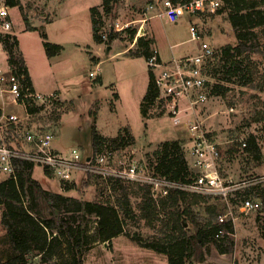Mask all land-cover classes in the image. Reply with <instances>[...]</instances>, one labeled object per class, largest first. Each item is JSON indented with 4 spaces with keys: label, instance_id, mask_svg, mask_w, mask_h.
Returning <instances> with one entry per match:
<instances>
[{
    "label": "rangeland",
    "instance_id": "obj_1",
    "mask_svg": "<svg viewBox=\"0 0 264 264\" xmlns=\"http://www.w3.org/2000/svg\"><path fill=\"white\" fill-rule=\"evenodd\" d=\"M11 1L15 20L13 35L18 31L21 52L27 57L31 69L39 72L45 81L50 77L57 81L63 95H59L63 98L58 109L34 107V112L37 111L38 114L30 123L32 128L49 127L59 152L68 154L72 148H78L84 155L93 154L95 151L109 152L115 166L134 160L141 163L147 173H157L155 169L162 144L172 141L174 137L182 136L183 139L178 140L185 156L190 152L192 144L188 131L183 126H175L160 110L154 108L150 111L151 118L158 120L153 123L152 138H148L141 114L132 103L120 105L119 109L112 113L114 104L105 100L113 88L127 100L134 82L136 88L144 82L149 67L146 59L130 56L129 49L135 51L137 48L140 34L138 30L144 24L142 20L149 5L153 4L161 11L164 8L163 0H123L111 13H102L100 32L107 36L111 31L120 33L110 45H98L93 42L90 8L96 6L102 12V0ZM185 1L187 0H178L177 3ZM216 1L219 6L214 14L205 12L201 15L206 26L203 25L204 36L206 33L207 36H213L204 37V40L217 50L219 56L221 50L227 46H237L238 41L234 30L231 31L228 25V9H224L221 0ZM257 1L264 7V0ZM152 22L155 24V35L159 43L168 46L167 34L174 33L176 41L172 39V43L184 41L177 46L175 52L178 51L179 56L195 54L197 43L191 40L190 25L185 19L177 28H172V25L165 23L160 17ZM33 28L37 31H30ZM132 30L135 31L133 35ZM141 31L146 38H151L147 27H143ZM42 32L47 33L49 41L63 46V50L56 57H47L40 36ZM255 33L253 52L237 57L247 66L249 76L229 77L227 73L217 72L214 68L222 63V59L216 61L215 67L209 71L212 85L209 101L197 106L195 115L186 117L187 120L196 118L202 122L208 136L219 144L222 158L216 163L218 174L224 180L225 186L235 189L227 200L222 195H205L209 198L208 202L192 205L193 216L183 222L191 235L199 228L208 227L209 223L220 224L221 217L228 214L224 220L232 221L234 233L225 234L219 242L223 247L232 248V252L221 255L216 249V241L209 237L210 242L207 245L195 242L193 249H188L189 264H264V238L261 235L264 175L254 173L264 172V26L256 28ZM152 47L155 48L154 45ZM118 49L128 50L116 55ZM4 60H8V56L0 53V62L4 63ZM99 60L101 63L98 65ZM92 71L96 72L95 77L90 76ZM64 96L74 100L75 110L74 103L63 100ZM96 101L99 104L95 105ZM93 106L98 110L96 127L100 134H114L117 126L120 131L129 123L138 140L133 135V140L127 141L126 145L114 147L110 143H103L94 149V119L90 116ZM254 141L258 152L254 151ZM256 153L261 154L260 161L256 160ZM188 164L190 167L189 162ZM240 170H243L244 175L255 171L253 174L239 177ZM191 172L194 174V169ZM33 178L51 196L63 197L65 201L56 197L57 200L52 206L37 192L35 197L29 195L25 199V206H35L44 220L52 219L56 225H60L62 219L69 222L78 238H82L81 232H84L83 264H169L162 256L154 255L131 240L134 235H139L145 240L163 236L160 220L150 226L139 217L141 192L135 184L122 183L127 188L124 190L119 182L105 181L82 173L76 174L72 181L63 183L37 166L34 167ZM3 179H6V174L0 171V181ZM68 186L70 189H67ZM244 198L262 201V208L255 212L243 213L239 207ZM84 201L116 206L125 233L115 238L111 245L100 240L97 236L98 216L77 210L79 204ZM127 202L132 210L130 214L126 211ZM75 253L79 260L80 251L65 244L53 256L44 259L40 255L29 254L24 260H19L18 264H73ZM18 255L19 253L13 250L2 224L0 264Z\"/></svg>",
    "mask_w": 264,
    "mask_h": 264
},
{
    "label": "trees",
    "instance_id": "obj_2",
    "mask_svg": "<svg viewBox=\"0 0 264 264\" xmlns=\"http://www.w3.org/2000/svg\"><path fill=\"white\" fill-rule=\"evenodd\" d=\"M121 1L123 0H102V12L99 7L90 8L94 43L110 45L119 36L120 33L116 31H111L108 36L100 32V20L102 13H111ZM171 1L177 3L178 0ZM221 1L224 9H228V20L234 30L238 44L235 47L227 46L221 50L222 63L214 68L215 64L212 69L214 68L217 72L222 71L223 74L227 73L229 77H248L249 70L247 66L237 57L253 52V41L256 39L255 29L264 26V7H261L260 2L257 0ZM9 2L13 3L11 0ZM30 31H37V29L33 28ZM133 34H135L134 30L131 32V35ZM40 36L48 58L59 55L63 50L62 45L49 41L46 32L40 33ZM154 43L155 39L153 37L146 38V36H141L137 40L136 50L129 49V55L132 57H144L148 62L155 54V48L152 47ZM5 49L10 67L17 75H24L25 81L32 85L28 67L16 35L7 37ZM157 60L161 61L158 54ZM157 96L158 89L154 74L149 67L148 89L141 102V113L144 118L152 117L150 111L154 108L159 110L155 103ZM97 103L99 104L98 101L94 104L96 105ZM34 110L35 108H30V111ZM160 113L164 114L162 111ZM97 115L98 110L94 109L93 106L90 110V116L94 119V124L92 125L94 149H97L103 143H110L111 146L119 147L126 145L129 140H133V134L129 126L120 129L116 137L109 138L100 134L96 127ZM253 145L255 146L254 151L258 152L255 141ZM94 153H100V151H95ZM255 157L256 160H261V154L256 153ZM20 167L16 180L8 178L0 181V206L4 208L2 224L5 227L13 250L19 253L17 257L11 258L3 264H18L19 260H24L29 254L40 255L45 259L53 256L65 244L80 251L79 256L81 258L79 257V260H77L75 253L73 264H83L84 232H81L82 238H78L75 229L69 222L62 219L60 225H56V222L52 219L44 220L35 206L30 208L25 206V199L29 195L35 197L37 192L52 206L57 200L56 197L60 198V196H51L33 178L35 167L33 164L21 163ZM155 170L162 176L183 183L190 182L195 176L190 170L179 140L166 141L162 144ZM115 182H119L124 190L127 188L122 183L135 184L141 192L139 217L144 219L150 226L158 220L162 223V237L156 236L145 240L139 235L131 236V239L141 247L166 254L170 264H189L188 249L192 250L195 242L203 246L207 245L210 242L209 237L216 241L215 245L219 253L227 254L232 252V248L223 247L221 242L215 238L216 233L220 230L225 231L226 234L227 232L234 233L232 221H227L224 224L209 223L208 227L199 228L195 234L191 235L188 234L183 224L184 221L193 216L191 206L202 202L207 203L209 200L208 196L172 190L167 196L156 198L148 185L123 181ZM67 189H70V187L68 186ZM261 197L264 199V195H261ZM60 199L65 201L63 197ZM125 207L127 214H130L132 210L128 202ZM77 210L98 216L97 236L100 240L108 242L110 245L113 238L125 233L119 210L114 205L84 201L79 204ZM261 235L264 238V216L261 224Z\"/></svg>",
    "mask_w": 264,
    "mask_h": 264
},
{
    "label": "built area",
    "instance_id": "obj_3",
    "mask_svg": "<svg viewBox=\"0 0 264 264\" xmlns=\"http://www.w3.org/2000/svg\"><path fill=\"white\" fill-rule=\"evenodd\" d=\"M162 12L169 20H176L185 15L215 13L219 2L216 0H187L174 3L163 0ZM13 5L9 0H0V53L7 55L5 40L13 35L15 25ZM145 20L143 19L142 22ZM118 29V28H117ZM143 25L139 28L141 32ZM190 36L199 42V51L195 55L185 56L162 63L157 60V51L148 61L154 74L158 89L156 106L164 112L177 127L183 126L189 133L193 166L198 173L188 183L173 181L159 173H147L145 167L137 162L113 164L109 152L84 155L78 148H72L68 154L59 152L54 147V134L49 127L32 128L31 121L38 114L30 108L43 106L58 109L61 98L57 92L43 94L25 81L24 75H17L7 60L0 62V171L6 177L16 180L21 163H30L40 167L59 182H70L76 174H84L104 179L105 181H123L148 185L155 197H165L172 190L202 195H222L226 200L235 191L225 186L219 176L216 163L222 158L219 144L208 136L202 122L196 118L186 119V111L194 112L197 106L206 104L211 95L212 85L209 80L212 67L222 59L218 52L206 40L204 31L197 25L190 26ZM144 32L139 37L144 36ZM91 77L96 72H90ZM233 111V109L231 110ZM246 145V144H244ZM243 213L258 211L262 201L244 198L240 204ZM3 206H0V226L3 220ZM221 217L220 224L226 221ZM225 231L220 230L215 238L221 240ZM228 235L233 234L227 232Z\"/></svg>",
    "mask_w": 264,
    "mask_h": 264
},
{
    "label": "crops",
    "instance_id": "obj_4",
    "mask_svg": "<svg viewBox=\"0 0 264 264\" xmlns=\"http://www.w3.org/2000/svg\"><path fill=\"white\" fill-rule=\"evenodd\" d=\"M144 15H145V17L143 19L145 21H144L143 27H144V29H145V27H147L149 29V32L151 33V37H153L155 39L154 47H155V50L157 51V53L159 55V58H160V60H161L162 63H167V62H170L172 60L185 57V55H180L179 56L180 53H178V51L175 52L176 51L175 49L177 48V46L183 44L184 41H179V42L172 43V39L176 41V34H174V33H171L170 34L169 33V34H167V39H169L168 46L166 44L165 45L162 44L161 42L159 43V40H158V38L155 35L156 30H155V24L152 22L153 19H155L157 17H160L161 19H163V21H165V23L172 25L171 26L172 28L173 27L174 28H177V26L180 25V22H182L184 19L187 21V23L190 26L195 24L198 27L202 28V30L204 29L203 27L205 26L204 25L205 24L204 23V19H203V16L201 15V13H198V14H195V15H192V16L185 15V16H182V17L176 19V20H169L166 17V15L162 12V9H161V11H158V9L153 4H150L149 5L148 10H147L146 13H144ZM228 25H229L231 31H233L231 24L228 23ZM15 33H16L18 39H19L20 49H21V40H20V37H19V33H18V31L15 32ZM205 37L206 38H212L213 36H207V33H206L205 34ZM192 41H194V40H192ZM194 42L197 43V47L194 50V53L197 54V52L199 51V42L198 41H194ZM127 50L128 49H124V50L123 49H118L116 51V55H118L120 53L121 54L122 53H125ZM21 51H22V49H21ZM89 51H92L93 52L94 50H90L89 49ZM92 55H95V54H92ZM23 56L25 58V61H26L27 67H28V71H29V75H30V78H31L33 87L38 92H41L43 94H50L52 92H58L60 96H63V95H61V91L59 90V84L57 83V81L52 80V77H50L48 81H45L44 77L39 72L34 71V70L31 69L30 64L28 63V59L24 55V53H23ZM100 63H101V60L98 61V65ZM146 63H147V66H148V62L147 61H146ZM148 84H149V67H148V73H147V75L145 77V80L142 83V85L139 88H136L135 82H134V84L131 86V88H130V90L128 92V98H127V100H124L123 99V96L119 92L115 91V88L112 89L111 94L109 95V97L107 99L105 98V100H106V102H109V103H113L114 104V109H113L114 112L111 111L112 113H115L116 110L119 109V106L120 105H123L125 103L129 104V102L132 103L133 106L141 114V118H142V122H143V125H144V129L146 128L145 129V134L146 135L148 134V138H152L153 135L151 133H152L153 123H155V121L158 120V119L157 118H151V117L150 118H144L143 115H142V113H141V102H142L143 98L146 95V92H147V89H148ZM114 95H116L117 97H115ZM61 98H63V97H61ZM63 100L72 101L74 103V110H75L76 104H75L74 100H69L65 96H64V99ZM98 100H100L102 102L104 101L103 99H98ZM101 105H102V103H101ZM109 106H110V104H109ZM196 110H197V108L195 109L194 112L189 111V113L186 114V117L195 115L196 114ZM32 113H34V111H32ZM124 126H129L131 128L132 134L134 135V137H136L135 136V133H134V130H133L132 126L129 123L128 124H125ZM114 130H115L114 134H111V135L110 134H104V133L103 134L106 135V136H108V137H116L119 134V132H120L119 131V126H117ZM136 139L138 140L137 137H136ZM178 139H183V138H182V136H180V137L178 136V137H174L173 140H178ZM191 144H192V142H191ZM54 147L57 149V147H56L55 144H54ZM186 159L190 163L191 170L194 169V171H195L194 173H198L197 170H196V168L193 166V157L191 155V150H190L189 153L186 154ZM254 171H252L250 173H246L245 175L253 174ZM254 173H256V175H260V176H263L264 175V172L257 173L255 171ZM245 175H244L243 170H240L239 177H242V176H245ZM6 179H7V177H6ZM3 180H5V179H3ZM119 236H117V237H119ZM117 237H115V238H117ZM115 238H113V240ZM113 240H112V244H113ZM135 243L138 246H140L137 242H135ZM141 248L147 249V248H144V247H141ZM147 250H150V252L153 253L154 255H160V256H162L163 259L165 261L167 260L168 263H169L168 256L166 254L158 253V252H155L154 250H151V249H147ZM221 255L225 256L226 254H221Z\"/></svg>",
    "mask_w": 264,
    "mask_h": 264
},
{
    "label": "bare ground",
    "instance_id": "obj_5",
    "mask_svg": "<svg viewBox=\"0 0 264 264\" xmlns=\"http://www.w3.org/2000/svg\"><path fill=\"white\" fill-rule=\"evenodd\" d=\"M140 34H142V31L140 32Z\"/></svg>",
    "mask_w": 264,
    "mask_h": 264
}]
</instances>
